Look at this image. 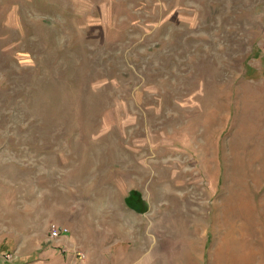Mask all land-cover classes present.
I'll return each mask as SVG.
<instances>
[{
  "label": "rangeland",
  "instance_id": "rangeland-1",
  "mask_svg": "<svg viewBox=\"0 0 264 264\" xmlns=\"http://www.w3.org/2000/svg\"><path fill=\"white\" fill-rule=\"evenodd\" d=\"M64 240L264 264V0H0V256Z\"/></svg>",
  "mask_w": 264,
  "mask_h": 264
},
{
  "label": "crops",
  "instance_id": "crops-1",
  "mask_svg": "<svg viewBox=\"0 0 264 264\" xmlns=\"http://www.w3.org/2000/svg\"><path fill=\"white\" fill-rule=\"evenodd\" d=\"M52 246L40 248L38 251L36 247L33 253L27 257L16 255L15 261L0 260V264H84V260L76 255L78 253L75 243L64 240Z\"/></svg>",
  "mask_w": 264,
  "mask_h": 264
},
{
  "label": "built area",
  "instance_id": "built-area-1",
  "mask_svg": "<svg viewBox=\"0 0 264 264\" xmlns=\"http://www.w3.org/2000/svg\"><path fill=\"white\" fill-rule=\"evenodd\" d=\"M70 232V230L67 227L62 226H53L51 229V238L52 239H59L63 235H67ZM79 256L81 259H84L86 257L84 252H79ZM0 258L2 260H8L10 262H13L17 259L16 255L14 253H3Z\"/></svg>",
  "mask_w": 264,
  "mask_h": 264
},
{
  "label": "bare ground",
  "instance_id": "bare-ground-1",
  "mask_svg": "<svg viewBox=\"0 0 264 264\" xmlns=\"http://www.w3.org/2000/svg\"><path fill=\"white\" fill-rule=\"evenodd\" d=\"M249 144V143H248ZM239 153V152H238ZM259 156V155H258ZM241 193V192H240ZM257 252V251H256ZM255 255V254H254ZM264 262V261H263Z\"/></svg>",
  "mask_w": 264,
  "mask_h": 264
}]
</instances>
